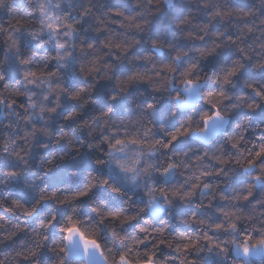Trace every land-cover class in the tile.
<instances>
[{
	"label": "snow or ice",
	"instance_id": "1",
	"mask_svg": "<svg viewBox=\"0 0 264 264\" xmlns=\"http://www.w3.org/2000/svg\"><path fill=\"white\" fill-rule=\"evenodd\" d=\"M19 4L24 14L0 25V65L8 66L0 73V109L16 118L7 128L22 132L25 144L47 150L53 140L63 141L74 155L69 167L54 158L33 171L32 149L17 150L16 137L3 141L0 208L13 210L11 200L32 225H14L24 232L31 227L29 239L0 264H264V41L258 53L247 42L255 31L264 37V0L259 9L196 0L203 23L185 0ZM12 6L0 0V9ZM162 11L186 40L203 43L168 41L157 27ZM226 18L223 30H212ZM86 23L97 37L107 33V53L97 55L99 39L81 41ZM38 50L51 60H37ZM209 58L215 64L206 70ZM253 63L259 77L246 75ZM241 81L244 90L237 92ZM141 84L150 99H138ZM62 122L72 133L81 131L75 144L67 132L58 139L52 133ZM237 169L243 179L230 175ZM217 178L233 191L218 192ZM217 199L223 203L214 204ZM177 204L205 211L181 209L180 222L191 230L173 236L160 213L172 215ZM153 219L161 226L150 224ZM15 235L5 230L0 244ZM161 246L175 255L163 254Z\"/></svg>",
	"mask_w": 264,
	"mask_h": 264
},
{
	"label": "trees",
	"instance_id": "2",
	"mask_svg": "<svg viewBox=\"0 0 264 264\" xmlns=\"http://www.w3.org/2000/svg\"><path fill=\"white\" fill-rule=\"evenodd\" d=\"M97 2H99V0H97ZM221 2L223 3L225 2V0H221ZM230 2L234 5H237V4L238 5H248V6L254 5L256 9L260 8V0H230ZM9 3L13 4V6L10 7L7 11L0 9V25H7L10 22V20H13L14 18L18 16H22L24 14V10L21 9L20 7L19 0H15V2L14 0H9ZM185 4L191 10L192 15L193 17H195L196 21L203 23L207 19L203 15V13L196 11V7H197L196 0H185ZM97 15H99V13H97ZM157 15H158L157 27L160 29L161 32L166 34V38L168 41H171L173 37H175L176 42L185 47L191 46L192 43H195L196 45H200L203 43L202 41H199V40H196V41L186 40L184 38V34H179L178 31L175 29V27L168 22L166 16L163 14V11L162 13L157 14ZM93 23H95V21H93ZM227 23H228L227 18L221 24H216L215 22H213L212 30H214L216 27H219L221 30H223L224 25ZM111 27L115 29L116 31H120V32L124 31L122 28H120L116 24L111 25ZM237 27L238 25L232 24L229 26V31L231 33H235L237 31ZM239 27L241 28L243 27V22H240ZM84 29L85 30L81 32L80 34L81 41H93L95 39H99L102 51L98 52L97 55H103L104 53H107L108 49L102 48L103 41H104V35H107V33H102L99 37H97V33L93 31L91 28H89V25L87 23L84 25ZM245 32H246V29H245ZM261 41H264V37H261V34L259 31H255L254 33L250 34L247 40V42L252 45V47L255 49V52L257 53L260 51L259 44L261 43ZM164 48L166 52L169 50L167 43L164 44ZM217 51L220 52L221 56L225 54L224 50L218 49ZM189 55H198V53L190 52ZM36 59L37 60H41V59L51 60V56L38 50ZM104 59H110V58L107 56H104ZM213 64H215V60L212 58H209L206 62H204V67L206 70H210ZM7 67H8L7 64L0 65V73L5 72ZM49 69L55 70L54 62H52L49 65ZM59 74L60 73H57V75ZM253 74H255L257 77L261 75L255 68L254 63L252 64L251 67H249L246 70V75H253ZM79 83L81 86H87L88 82L83 78V76H81ZM102 83H106V82H102ZM11 87L14 88L16 87V85L12 84ZM42 87L45 89V91L47 90L46 85ZM243 90H244V85H243V81H241L240 84H238L236 91L240 92ZM140 91L143 92L144 95L139 96L138 99H140L141 101L144 99H150L151 90L147 87L146 84L140 85ZM93 95H95V93H93ZM17 99L23 102V98L17 97ZM4 111L6 110L0 109V154L3 153V147H4L3 141L6 139H9L10 137H16L15 144L18 146L17 150H19V146H23L26 149L27 148L32 149L33 155L30 158V163L33 166V171L38 170V166L41 163H43L44 165H47V161L52 160L54 158L56 159L57 163L61 164L63 167L70 166L68 162L72 160V156L74 155V153L70 152L69 147L66 143L62 141L59 145H57L55 143V140H53L51 147L47 150L40 148L38 145L36 147H33V143L25 144L24 141L19 138L20 136L23 135L22 132L17 133L15 128H12V129L7 128V125L9 122H14V123L16 122V118L14 116H7V117L4 116L3 115ZM91 116H92L91 109H88L86 112L85 119H87L90 124L92 123ZM124 119L127 120V117L125 116ZM239 119L241 120V122H243L242 115L239 117ZM62 123H65V127L62 130L58 126H53L51 128V131L54 134L55 138L58 139L63 134V132H67L69 139L72 140L73 144H75V137L80 136L82 134L81 131L78 130L77 132L72 133L69 131L67 127V122H62ZM19 127L23 129L24 127L23 121L19 122ZM83 131L86 133L87 128H85ZM248 135L249 137H252L253 135L250 130L248 132ZM38 139L44 142L47 141V137L43 135L38 137ZM9 151H11V147L9 148ZM50 152L52 153L51 155L49 154ZM61 155H64L65 157L63 161L59 159ZM56 171L59 174L61 170L56 169ZM230 175H234L236 177H239L240 179L244 178V174L239 169H237L235 173H232ZM180 179L183 180V177H180ZM216 182L220 183V188L217 190L218 192L230 193L233 191L232 185L230 183H222L221 178H217ZM37 183H39V181H37ZM220 203H223V202L219 201V199L214 201V204H220ZM205 204H207V200H205ZM8 207L13 210L5 211L3 208H0V217H4L3 220H0V224L3 225V228H0V238H2L3 235L5 234V230H7L8 232H16V235L11 240H6L4 243L0 244V259H3L5 256H9V257L14 256L15 251L19 248L20 242L23 240L29 239V236L31 233V227H29L28 232L17 231V229L14 227V225H17V224H20L21 226H23L25 222H27L30 226L32 225V221L24 214L23 210L16 208L15 205L11 203V200L8 201ZM181 209H183V211L185 212H198L199 213V212L205 211V209L203 208H197L194 204L188 205V206L177 204L176 209L173 211L172 215H168L166 212L160 213V216L164 217L162 223H164V220L167 221L168 223L172 225L171 228L173 229V231H176V232H181L185 230L190 231L191 229H188L187 225L180 222L181 217L177 215V213ZM148 219L149 217L147 215L143 216V220H148ZM143 220H141V223H143ZM149 223L155 227L161 226L160 223H157L155 219L150 220ZM35 226H38V225H35ZM192 227L194 228L195 225H193ZM128 230L132 235H135V232L131 229V227H129ZM164 251H165V246H161V252L163 254H164ZM168 254L175 255V253L171 251L170 252L167 251L165 255H168ZM48 255H51V254L49 253ZM6 264H13V262L9 260L6 262ZM20 264H25V262L20 261ZM169 264H179V261H176V262L170 261ZM256 264H260V262L256 261Z\"/></svg>",
	"mask_w": 264,
	"mask_h": 264
},
{
	"label": "rangeland",
	"instance_id": "3",
	"mask_svg": "<svg viewBox=\"0 0 264 264\" xmlns=\"http://www.w3.org/2000/svg\"><path fill=\"white\" fill-rule=\"evenodd\" d=\"M164 224H168V222L167 221H165L164 220ZM169 232H171V234L173 235V236H175L178 232H176V231H173V229L172 228H169ZM165 235L167 236L168 235V233L166 232L165 233ZM167 251H171L170 249H168L166 246H165V251H164V254H166V252ZM172 252V251H171Z\"/></svg>",
	"mask_w": 264,
	"mask_h": 264
}]
</instances>
